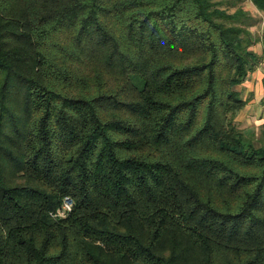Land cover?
<instances>
[{
	"label": "trees",
	"instance_id": "trees-1",
	"mask_svg": "<svg viewBox=\"0 0 264 264\" xmlns=\"http://www.w3.org/2000/svg\"><path fill=\"white\" fill-rule=\"evenodd\" d=\"M227 1L0 0V264H264Z\"/></svg>",
	"mask_w": 264,
	"mask_h": 264
},
{
	"label": "rangeland",
	"instance_id": "rangeland-1",
	"mask_svg": "<svg viewBox=\"0 0 264 264\" xmlns=\"http://www.w3.org/2000/svg\"><path fill=\"white\" fill-rule=\"evenodd\" d=\"M223 7H227L230 13H234L238 8L243 9L248 13L247 22L250 31L256 37L263 35L264 12L255 5L253 0H228L227 4H223ZM256 46L257 44L252 47L251 50H254ZM257 49L259 48L257 47ZM262 56H264V54ZM263 63L264 62L259 64L258 67L260 69H264ZM247 80H250V75L242 85L235 88V90L239 92L241 98L247 101L245 108L236 116L235 122L240 129L245 130L247 136L249 135L252 137L251 134L253 133L252 138L257 145L260 146L261 144H264V92L262 90L263 88H260L259 92H251L250 90H252V87H249Z\"/></svg>",
	"mask_w": 264,
	"mask_h": 264
},
{
	"label": "crops",
	"instance_id": "crops-1",
	"mask_svg": "<svg viewBox=\"0 0 264 264\" xmlns=\"http://www.w3.org/2000/svg\"><path fill=\"white\" fill-rule=\"evenodd\" d=\"M254 47V46H253ZM257 47L259 49H257ZM252 51H254L257 55L262 56L264 54V47L262 44H257L256 48H254V50L252 49ZM264 64V63H263ZM248 81V85L249 87H252L250 90L251 92H259V89L263 88V92H264V69H260L258 67L257 70H255L254 72H252L250 74V80Z\"/></svg>",
	"mask_w": 264,
	"mask_h": 264
},
{
	"label": "built area",
	"instance_id": "built-area-1",
	"mask_svg": "<svg viewBox=\"0 0 264 264\" xmlns=\"http://www.w3.org/2000/svg\"><path fill=\"white\" fill-rule=\"evenodd\" d=\"M73 207H74V202L71 198L69 197H66L64 198L63 200V203H62V206L61 208H59L57 210V212L55 214H53V216L55 218H64L66 217L69 213L72 212L73 210Z\"/></svg>",
	"mask_w": 264,
	"mask_h": 264
}]
</instances>
